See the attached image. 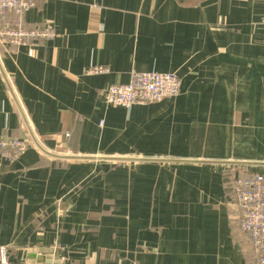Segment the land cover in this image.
Instances as JSON below:
<instances>
[{"label":"crops","instance_id":"0c3cea01","mask_svg":"<svg viewBox=\"0 0 264 264\" xmlns=\"http://www.w3.org/2000/svg\"><path fill=\"white\" fill-rule=\"evenodd\" d=\"M4 23L57 35L0 50V134L42 146L0 160V264H256L232 185L264 175V0H46ZM150 70L179 94L105 102Z\"/></svg>","mask_w":264,"mask_h":264},{"label":"built area","instance_id":"2783aa9c","mask_svg":"<svg viewBox=\"0 0 264 264\" xmlns=\"http://www.w3.org/2000/svg\"><path fill=\"white\" fill-rule=\"evenodd\" d=\"M46 0H0V19L8 13L23 15L29 9ZM57 35L51 23L25 27L20 24L4 23L0 26V50L7 53L12 48L26 46L28 53L39 42L53 39ZM103 66H92L87 73L106 72ZM180 91V80L175 72L155 70L133 72L128 83L110 84L103 92L106 103L130 108L133 104L157 102L175 97ZM70 133L61 137L66 140ZM64 140L59 143L61 148ZM41 148L33 135L13 137L0 134V160L16 161L29 147ZM61 153V152H58ZM233 193L238 207V227L250 238L256 253V264H264V175L253 173L238 175L233 179ZM4 247H0L1 263H6Z\"/></svg>","mask_w":264,"mask_h":264},{"label":"water","instance_id":"95a60500","mask_svg":"<svg viewBox=\"0 0 264 264\" xmlns=\"http://www.w3.org/2000/svg\"><path fill=\"white\" fill-rule=\"evenodd\" d=\"M232 163H236V164H243V162H238V163H237V162H232Z\"/></svg>","mask_w":264,"mask_h":264}]
</instances>
